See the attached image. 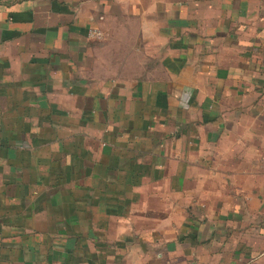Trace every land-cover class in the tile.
Instances as JSON below:
<instances>
[{
    "label": "crops",
    "instance_id": "crops-1",
    "mask_svg": "<svg viewBox=\"0 0 264 264\" xmlns=\"http://www.w3.org/2000/svg\"><path fill=\"white\" fill-rule=\"evenodd\" d=\"M0 264H264V0H0Z\"/></svg>",
    "mask_w": 264,
    "mask_h": 264
},
{
    "label": "built area",
    "instance_id": "built-area-1",
    "mask_svg": "<svg viewBox=\"0 0 264 264\" xmlns=\"http://www.w3.org/2000/svg\"><path fill=\"white\" fill-rule=\"evenodd\" d=\"M89 34L97 38H100L102 35L101 31H99L98 29H92Z\"/></svg>",
    "mask_w": 264,
    "mask_h": 264
}]
</instances>
